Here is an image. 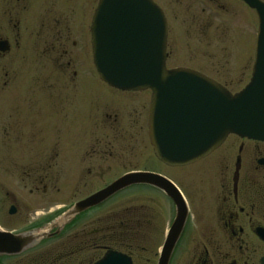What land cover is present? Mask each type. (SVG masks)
Returning <instances> with one entry per match:
<instances>
[{
	"label": "flooded vegetation",
	"instance_id": "obj_1",
	"mask_svg": "<svg viewBox=\"0 0 264 264\" xmlns=\"http://www.w3.org/2000/svg\"><path fill=\"white\" fill-rule=\"evenodd\" d=\"M35 1L37 7L46 13L43 16L38 14L40 30L36 36L42 49L40 54L46 61L55 59L60 75V72H66L62 70L70 69L72 57L79 54L81 56L84 51L87 55V51L83 49L90 45V34L88 41L87 34L83 33L84 23H81L79 33L77 32L79 18L76 0H0V19L5 18L12 27L19 26L21 20L17 18L18 12L13 16V11L16 9L26 13L30 4ZM152 1L164 15L166 24L167 15L172 13L176 5V8L183 7L186 13L191 10L190 17L192 21L196 18L200 29L202 22L199 21L198 12L203 14L206 11V27L212 28L215 0ZM236 1L247 7L243 1ZM81 10H84L83 7ZM93 11L94 8L89 23ZM31 19H35L34 15ZM0 41H6L8 46L7 52L0 53L2 57L9 52L10 46L5 36H0ZM64 60L66 62L62 63ZM252 65L253 62L250 70ZM196 71L208 76L198 69ZM71 74L74 78L77 76L75 71H71ZM101 83L121 93L148 92L144 132L153 155L147 130L150 92L121 91ZM64 85L43 90L60 93L71 89L73 83ZM60 107L64 115L47 122L49 131L44 138L48 140L47 145H50V139H54L51 144L54 150L49 151L50 155L45 152L48 160L42 167L44 171L53 169L60 174L50 181L49 173H46L43 178L32 180L35 186L30 189V192L37 191L38 185H42L41 192L45 194L49 186L46 182L48 180L53 183L59 202L54 205V209L42 213V217L36 218L31 225L21 229L2 228L13 234L39 229L45 236L19 254L0 255V264H100L109 255L114 257L112 264H121L115 263L120 261L119 258L129 264H160L165 243L170 245L169 235L174 242L165 264H264V140L228 134L207 156L179 166H168L153 155L163 169L179 171L177 182L168 178L163 170L154 168H130L109 178L107 174L115 167L117 159L116 153L111 149L113 141L108 140L107 133L95 130L89 132L90 145L85 143L79 147L76 104L63 103L59 105V109ZM103 109L104 106L95 111L101 118L112 117L113 122L117 121L116 113H102ZM136 117L137 123H141V114ZM56 125L60 126L59 130L52 131ZM142 130L143 126L140 124L137 136L140 144L142 140L139 134H142ZM132 131L135 133L136 129ZM109 132L113 133V139L121 133L119 130ZM130 172H150L164 177L172 184L183 204L181 221L173 226L177 218L173 198L160 188L149 185L126 187L93 207L67 216L68 210L75 203ZM10 208L14 209L13 214H9ZM16 212L15 204L7 209L8 215L12 216Z\"/></svg>",
	"mask_w": 264,
	"mask_h": 264
},
{
	"label": "rangeland",
	"instance_id": "obj_2",
	"mask_svg": "<svg viewBox=\"0 0 264 264\" xmlns=\"http://www.w3.org/2000/svg\"><path fill=\"white\" fill-rule=\"evenodd\" d=\"M215 2L212 28L206 27L207 12H198L201 29L197 26L196 18L192 21L191 10L187 14L183 7L176 8L174 4L172 13L167 15L165 64L166 68L172 69H198L236 93L249 81L257 31L256 14L236 0ZM96 3L97 0H76L79 18L77 32L84 23L83 33L87 34L88 41L89 17ZM37 5L36 1L30 4L26 13L16 9L13 11V16L18 12L17 18L21 20L17 27L8 25L5 18L0 19V36H5L10 46L9 52L0 57V227L4 229H21L31 225L59 202L50 181L60 172L53 169L44 171L42 167L48 160L45 152L50 155L49 151L54 150L51 145L54 139H50L52 141L47 145L48 140L44 138L49 131L47 122L64 115L62 107L59 109L63 103L76 104L79 147L85 143L90 145L89 132L95 130L107 133L108 140L113 141L111 149L117 159L115 167L107 174L109 178L130 168L163 170L175 182L180 177L177 170L163 169L154 160L148 145L144 132L148 92L121 93L104 86L92 66L90 45L83 49L87 55L84 51L81 56L78 53L77 57H72L70 69L62 70L66 74L60 72L59 75L60 69L55 59L46 61L40 54L42 49L36 36L40 30L38 14L43 16L46 13ZM33 15L35 21L31 19ZM71 71L77 73L75 78ZM72 83L71 89L60 93L43 90ZM102 106V113L108 111L109 114H117L116 122L112 117H100L95 110ZM138 114H141V123H137ZM140 124L143 126L142 134H139L142 146L137 140ZM59 128L56 125L52 131ZM134 129L135 133L132 131ZM110 130L121 133L113 139ZM46 173H49L50 180H46L49 185L46 193L41 192L42 185H38L37 191L30 192L35 186L32 180L43 178ZM12 204L16 205L17 212L11 216L7 214V209Z\"/></svg>",
	"mask_w": 264,
	"mask_h": 264
},
{
	"label": "water",
	"instance_id": "obj_3",
	"mask_svg": "<svg viewBox=\"0 0 264 264\" xmlns=\"http://www.w3.org/2000/svg\"><path fill=\"white\" fill-rule=\"evenodd\" d=\"M256 14L252 72L245 86L231 93L219 82L189 68H166L167 24L152 0H98L90 27L93 67L100 81L121 91L149 90L147 129L153 155L160 162L186 165L207 156L228 134L264 140V2L239 0ZM8 51L0 41V53ZM133 185L160 188L173 198L179 223L182 201L174 186L150 172H130L75 203L73 216ZM14 209H9L13 214ZM45 236L42 230L13 234L0 228V255H16ZM169 235L160 264L173 247ZM106 256L100 264L113 263ZM115 263L129 264L120 259Z\"/></svg>",
	"mask_w": 264,
	"mask_h": 264
}]
</instances>
